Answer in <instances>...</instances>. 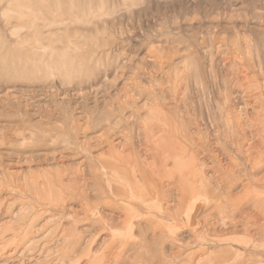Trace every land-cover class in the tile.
<instances>
[{
    "label": "rangeland",
    "instance_id": "obj_1",
    "mask_svg": "<svg viewBox=\"0 0 264 264\" xmlns=\"http://www.w3.org/2000/svg\"><path fill=\"white\" fill-rule=\"evenodd\" d=\"M0 264H264V0H0Z\"/></svg>",
    "mask_w": 264,
    "mask_h": 264
},
{
    "label": "bare ground",
    "instance_id": "obj_2",
    "mask_svg": "<svg viewBox=\"0 0 264 264\" xmlns=\"http://www.w3.org/2000/svg\"><path fill=\"white\" fill-rule=\"evenodd\" d=\"M163 138H164V137H163ZM163 138H162V139H163ZM183 157H184V156H183ZM168 158H169V157H168ZM168 158H167V159H168ZM184 158H185V157H184ZM184 158H183V159H184ZM167 159H166V160H167ZM169 160H170V159H169ZM184 160H185V159H184ZM189 163H190V162H189ZM184 166H185V165H184ZM188 166H190V165H188ZM187 168H188V167H187ZM187 168H186V169H187ZM192 170H193V169H192ZM190 171H191V170H190ZM191 172H192V171H191ZM195 180H196V179H195ZM126 190H127V189H126Z\"/></svg>",
    "mask_w": 264,
    "mask_h": 264
}]
</instances>
